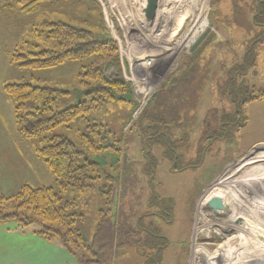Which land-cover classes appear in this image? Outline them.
Returning a JSON list of instances; mask_svg holds the SVG:
<instances>
[{"label": "rangeland", "instance_id": "rangeland-1", "mask_svg": "<svg viewBox=\"0 0 264 264\" xmlns=\"http://www.w3.org/2000/svg\"><path fill=\"white\" fill-rule=\"evenodd\" d=\"M141 4L143 0H0V111L9 107L12 114L6 111V117L13 120L9 126L0 122V144L6 145L2 149L7 151L6 158L12 160V166H17L21 158L16 149L23 148L25 160L30 155L34 162L22 180L24 170L15 173L9 169V174L0 178V195L13 194L24 184L57 186L36 152L40 146L37 137L24 138L18 132L14 105L3 86L18 82L66 90L67 94L57 99V109L81 100L77 62L29 70L19 68L12 60L13 51L21 47L50 48L46 39L48 24L68 23L90 30L91 39L112 41L120 77L129 84L132 96L128 101L110 100L86 117L76 118L68 127L54 131L76 140V133L85 131L87 122H96L114 139H123L119 141L122 152L118 157L108 150L95 157L100 163V176L94 181V188L60 192L62 203H72L68 213L82 215L75 216L71 226L78 229L83 242L91 244L102 210L110 219L105 231L115 232L112 245L104 252L107 258L103 264H216L211 258L217 255L222 264H264V217L257 213L264 210V205L254 206L253 211L234 197L233 205H239L234 213L225 209L214 212L208 203L198 208L199 200L208 190L212 192L213 183L223 177L228 167L244 160L254 149L264 148V45L256 46L254 65L240 77L248 90V99L239 108L246 118L242 126H238L240 118L234 124L229 122L231 117L226 114L234 113L235 106L225 98L226 94L219 95L217 86L226 69L239 61V41L246 43L251 39L243 26L245 19L251 20L255 15L254 0H158L152 24L144 13L140 14ZM27 5L34 8L27 10ZM197 11L201 18H194ZM203 20L206 26L200 28ZM207 27L204 45L198 44L190 51ZM195 50L197 58L191 59ZM145 57L150 64H144ZM102 61L105 59L98 60ZM157 67H163L160 74ZM150 123L161 124L160 132L171 136L168 142L167 138L157 137L161 133L147 138L143 126ZM13 127L19 138L8 140ZM221 127L230 128V135L219 137L214 130ZM106 174L114 182H108ZM109 184L115 191L110 201L102 193ZM215 194L212 192L209 197L215 198ZM245 207L251 210H247V215L243 213ZM199 210L202 218L197 220ZM2 224L34 233L40 228L36 222L21 227L13 218ZM156 228L161 236L157 243L153 239ZM148 236H152V242H145ZM53 241L74 257V264L78 263L58 239ZM229 242L236 243L235 249L227 255L219 254V247ZM194 243L202 249L192 258Z\"/></svg>", "mask_w": 264, "mask_h": 264}, {"label": "trees", "instance_id": "trees-1", "mask_svg": "<svg viewBox=\"0 0 264 264\" xmlns=\"http://www.w3.org/2000/svg\"><path fill=\"white\" fill-rule=\"evenodd\" d=\"M254 3L256 5L255 15L251 20L245 19L246 24L243 26L244 29L242 28L246 36L250 35L251 39L246 43L239 41L242 46L239 61H234L226 69L221 83H217L219 95L226 94L225 98L235 106L234 113L226 114L231 117L229 122L232 121L234 124L236 118H240L241 124L238 126L246 122L239 108L248 99H245L248 94L247 86L242 83L243 80L240 77L254 65L256 46L264 45V0H254ZM33 8L31 5L25 7L27 10ZM47 27L46 37L48 38L46 39L51 43L50 48L35 50L36 45H34L29 50L21 47L13 51L12 60L19 68L29 70L49 69L66 61L77 62L78 82L83 90L82 99L57 109V99L62 94H67L66 90H61L56 86L18 82L4 84L3 90L14 105V120L18 132L24 138L37 137L36 142L40 146L37 147L36 152L53 174L57 186L24 184L13 194L0 195V223L8 218H13L21 227L36 222L40 228L35 233L47 241L58 239L62 246L76 257L77 264H103L107 258L104 252L113 243L111 237L115 236V232L109 234L105 231L110 224L106 212L100 211L102 219L97 225L93 240L91 244H85L78 229L71 226L74 217L81 218L82 215L68 213L72 203H62L60 192L67 189L83 191L87 188H94V181L100 176V163L95 157L107 150L117 154L118 157L122 152L118 145L123 139H114L102 124L96 122H87L85 131L76 133V140L54 131L59 127H68L76 118L86 117L110 100H131V89L129 84L120 77L118 55L110 39H91L93 34L90 30L78 29L64 22L50 23ZM206 40L205 35L199 46L204 45ZM23 43L26 44V42ZM234 53L238 55L237 50ZM196 54L197 50L193 51L191 59L195 58ZM101 59L105 61L99 63L98 60ZM227 125L230 124L227 123ZM160 126V123H155V125L150 123L143 126V131L148 139L149 137L155 138L161 133L157 137H161L160 140L167 138L168 142L170 135L160 132ZM229 129L226 127L224 130L221 127L214 132L223 138V136L230 135ZM113 141L114 144L111 143ZM171 152L174 150L172 149ZM105 176L108 182H114L110 174ZM102 193L106 195L108 201L114 199V187L110 184L108 189ZM10 207H15V209L8 213L6 210ZM56 226L66 228L60 229ZM113 229L115 231L114 225ZM127 233H123V236ZM155 235L157 237H154ZM154 236V242L157 243L158 238H161L160 234L158 236L157 228L154 230ZM151 238L152 236H148L145 242H152Z\"/></svg>", "mask_w": 264, "mask_h": 264}, {"label": "crops", "instance_id": "crops-1", "mask_svg": "<svg viewBox=\"0 0 264 264\" xmlns=\"http://www.w3.org/2000/svg\"><path fill=\"white\" fill-rule=\"evenodd\" d=\"M1 95V94H0ZM2 96V95H1ZM10 106V105H9ZM6 111L11 113L9 107H6L5 111H0V122L4 126L5 123L11 125L13 120L6 117ZM12 114V113H11ZM3 118V120H2ZM5 118V119H4ZM11 121V122H10ZM13 126V124H12ZM13 134L9 135L8 140L12 138H19L13 127ZM3 139L2 142H4ZM6 147L5 144H0V178L9 174V169H13V172L17 173L21 170L24 172L21 174L20 179L24 175H27V169L34 165L32 158L28 157L27 160L24 158L26 153L23 148L16 149L17 157L21 155L20 162L17 166H12V160L6 158L7 151L2 149ZM10 150V149H9ZM20 150V151H19ZM21 150L24 154L21 153ZM11 151V150H10ZM9 151V153H10ZM12 152V151H11ZM11 154V153H10ZM11 160V161H10ZM11 163V164H10ZM31 163V164H30ZM35 173V171H32ZM31 177V175H29ZM14 181L16 180L15 176ZM9 181V180H7ZM15 184V183H14ZM13 184H2L1 186H8ZM9 186V187H10ZM12 187V186H11ZM74 257L70 256L58 242L53 240L47 241L42 236L37 235L33 231H24L16 227H7L6 225L0 223V264H74Z\"/></svg>", "mask_w": 264, "mask_h": 264}, {"label": "bare ground", "instance_id": "bare-ground-1", "mask_svg": "<svg viewBox=\"0 0 264 264\" xmlns=\"http://www.w3.org/2000/svg\"><path fill=\"white\" fill-rule=\"evenodd\" d=\"M144 4H145V0H143V4H141L142 5L141 11H140L141 15H143ZM199 11H197V13L194 15V18L198 16H200V18L202 17ZM155 20L156 18L153 21H150L151 24ZM145 24L146 26H148V23H145ZM205 26H206V22L205 20H203L200 24V28H204ZM161 70H163V67H159V69L157 67L156 71L160 74V72H162ZM230 168L233 170H231ZM263 178H264V148H256L253 150V152H251V154L246 156L244 160H242L241 162L237 164H234L232 167H228L226 171L224 172L223 177L218 178L213 183L212 187L214 188L212 192L216 193L214 195L215 198H220L222 200V203L224 205L223 209H225L227 212L234 213L236 211L235 208L239 206L237 205V203H234L233 205L234 197L239 200H242L245 206L255 211L254 206L258 207V206L264 205V191H262ZM208 191H207V194L204 195L201 198V200H199L198 202L199 209L206 207L207 203L210 201V199H212V197H209V194L212 192L211 191L208 192ZM218 194H221V196H219ZM244 209L245 211H243V213L245 215L248 214L247 210L249 212L251 211L250 209H246V207ZM257 213L260 214L262 217H264V215H262V213H264V210H259L257 211ZM200 217L202 218L201 210H199L197 213V220L200 219ZM209 224H211V222ZM200 247L201 246L196 245L195 243L192 245V249H193L192 258L193 257L195 258L196 254L201 253L202 248ZM235 247H236V243L229 242L225 245L220 246L218 251H219V254L221 255H225V254L227 255V253L231 252L233 249H235ZM211 259H213L214 260L213 262H215L216 264H218L217 262H219V264H222V261H223L219 257V255H217V257L215 258L212 257ZM191 264H193V262H191Z\"/></svg>", "mask_w": 264, "mask_h": 264}, {"label": "water", "instance_id": "water-1", "mask_svg": "<svg viewBox=\"0 0 264 264\" xmlns=\"http://www.w3.org/2000/svg\"><path fill=\"white\" fill-rule=\"evenodd\" d=\"M146 4L145 7L143 8V13L146 18V20L151 21L155 18L156 12L158 9V0H145ZM209 31V27H207L202 34L197 38V40L194 42V44L191 47L192 51L204 38V36L207 34ZM208 207L212 209L214 212L218 211L219 209L222 210L224 208V205L222 203V200L220 198H212L208 202Z\"/></svg>", "mask_w": 264, "mask_h": 264}, {"label": "built area", "instance_id": "built-area-1", "mask_svg": "<svg viewBox=\"0 0 264 264\" xmlns=\"http://www.w3.org/2000/svg\"><path fill=\"white\" fill-rule=\"evenodd\" d=\"M146 57H147V56H146ZM146 57H145V58H146ZM150 62H151V61H150L149 58H146V59L144 60V64H145V65H146V64H150Z\"/></svg>", "mask_w": 264, "mask_h": 264}]
</instances>
